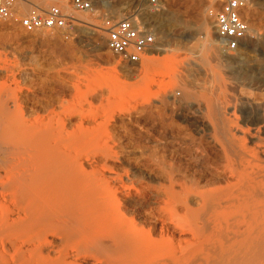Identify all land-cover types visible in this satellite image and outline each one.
I'll return each mask as SVG.
<instances>
[{
  "label": "bare ground",
  "instance_id": "1",
  "mask_svg": "<svg viewBox=\"0 0 264 264\" xmlns=\"http://www.w3.org/2000/svg\"><path fill=\"white\" fill-rule=\"evenodd\" d=\"M27 1L47 6L53 0ZM27 1L17 3L21 13L20 4ZM197 1L188 3L190 12L184 14L169 5L151 12L147 0H105L117 14L107 17L115 19L124 4L142 6L128 17L153 26L157 44L149 55L181 46L197 55L186 61L192 71L203 73L202 64L210 61L222 71L217 85L222 98L197 101L201 87L185 80L190 88L182 99L185 108L198 103L201 116L188 115L186 121L203 135L196 152L207 173L183 172L175 156L167 155L162 131L154 134L160 148L144 155L140 172L119 168L118 155L124 153L119 136L112 146L86 152L82 144L99 142L104 129L93 108L103 90L86 93L78 106L61 114V73L52 84L30 81L24 71L19 80L14 74L13 86L0 88V264H264V0H251L254 9L248 0L250 36L236 55L224 51L208 4L199 9ZM75 17L81 22L77 29L95 31L82 24L91 18ZM197 37L200 44L188 46L186 41ZM62 50L73 56V48ZM151 62H143L145 72ZM228 77L236 86L226 82ZM240 87L249 89L248 97L228 94ZM150 109L143 104L147 115ZM117 118L123 122L122 115ZM156 120L149 122L154 129Z\"/></svg>",
  "mask_w": 264,
  "mask_h": 264
},
{
  "label": "rangeland",
  "instance_id": "2",
  "mask_svg": "<svg viewBox=\"0 0 264 264\" xmlns=\"http://www.w3.org/2000/svg\"><path fill=\"white\" fill-rule=\"evenodd\" d=\"M119 1L111 0L113 4H118ZM191 1L168 0L166 5L188 14L190 10L188 11L187 4ZM55 3L60 4L61 1H51V4ZM250 3L249 9H254L256 7L254 2L250 0ZM106 4L105 0H97L94 11L74 12L75 16L86 15L92 19L90 24L82 23L86 24L89 30L94 28L95 31L90 34L83 33L76 27L69 33L61 30H45L42 35L33 32L27 33L19 25H13L11 22L0 19V88L4 84L13 86L14 74L19 80L23 71L27 72L30 81L34 80L37 83L49 81L51 84L55 79L54 75L61 73V79H57V83H61V114L78 106L84 100L86 93L103 90L102 100L99 98L93 103V108L99 113L96 123H100L104 128L100 129L103 133L100 131L99 142L92 140L93 142H88V145L82 144V148L86 152L94 151L104 145L112 146L114 145L113 141L116 140L115 137L119 136L124 144V153L118 155L119 168L129 170V172H140L145 167L144 155L155 153L160 148L155 142L154 136L157 135V131H162L166 133L163 137L168 145L166 148L168 154H166L169 157L175 156L174 161L182 165L183 172L192 176L207 173L202 161V154L199 150L196 152L203 135L195 130L193 124L186 121V117L201 116L196 108L198 103L185 108L186 104L182 105V99L184 93L190 88L187 87L185 80H190L199 88L201 87L196 95L197 101L205 103L207 99L222 98L224 93L221 88H217V85L222 82V71L212 61L202 64L205 69L203 73L200 70L192 71L186 61L189 58L197 59V55H192L181 46L174 44V46L171 45L173 49L165 54L144 55L143 60L138 64L119 59L107 51L106 35L104 40H100L98 37L101 32L99 27L104 18L107 15H117L113 8H109ZM197 4V8H207L206 0H199ZM20 5L23 13H26L29 8L28 2L27 4L22 2ZM127 7V4L123 5L125 10L117 16V19L128 17L130 10H133L134 13V10L142 6L129 9ZM150 11L153 12L151 8ZM134 16L140 17L138 12ZM150 27L153 28V26ZM251 29L254 34L253 28ZM101 34L104 35L102 32ZM184 38L188 39V33L184 35ZM249 41L250 39H247V42ZM186 42L188 46L195 47L200 44L201 38L189 39ZM96 44H102V49H94L93 46ZM70 47L74 50L73 56L64 55L62 49ZM107 56L111 57L113 61L107 62L105 60ZM147 58L152 59V62L150 71L145 72L142 64ZM251 66L250 70L253 69V64ZM211 73H214L213 76H210ZM226 82L231 86H236V79L233 77H228ZM63 86H70V93H64ZM246 88L240 87V91L237 92L230 90L228 94L237 95L238 98L240 94L248 97L249 89ZM151 91H153L152 94ZM169 92H172L173 96ZM143 104H149L152 109H150L151 115L148 112V116L147 112L142 110ZM85 108L91 109L89 104H86ZM152 114L154 115L153 119ZM119 115L123 116V122L117 118ZM127 116L130 117L127 118ZM155 117L157 120L154 129L149 122ZM145 120L148 123L147 129L143 127L146 123ZM75 122L76 120L73 121V124ZM144 130L147 134L149 133L148 136ZM158 134L160 135L159 132Z\"/></svg>",
  "mask_w": 264,
  "mask_h": 264
},
{
  "label": "built area",
  "instance_id": "3",
  "mask_svg": "<svg viewBox=\"0 0 264 264\" xmlns=\"http://www.w3.org/2000/svg\"><path fill=\"white\" fill-rule=\"evenodd\" d=\"M27 0H0V19L18 23L28 33L36 30H61L71 32L81 22L75 12H91L95 0H60V4L47 6L34 4L21 13L17 3ZM154 12L161 11L168 0H147ZM209 14L215 18L216 34L224 51L236 55L244 40L250 36L249 22L245 16L248 0H206ZM99 30L106 35L107 49L119 59L138 64L157 44L152 27L137 17L115 19L105 17ZM68 37V35H67Z\"/></svg>",
  "mask_w": 264,
  "mask_h": 264
}]
</instances>
